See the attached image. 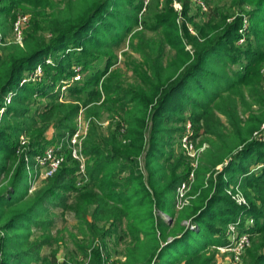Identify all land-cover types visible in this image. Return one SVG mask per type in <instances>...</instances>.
Here are the masks:
<instances>
[{
    "label": "trees",
    "instance_id": "trees-1",
    "mask_svg": "<svg viewBox=\"0 0 264 264\" xmlns=\"http://www.w3.org/2000/svg\"><path fill=\"white\" fill-rule=\"evenodd\" d=\"M25 1L0 0L1 32L15 10L27 9ZM170 1L160 9L152 2L149 22L132 33L142 0H38L50 12L32 4L34 16L19 44H2L0 37V264H104L108 237L123 245L118 264H213L212 247L226 243L224 229L241 212L254 219L253 226L241 229L251 239L241 264H264V170L248 174L252 164L264 163V0L207 7L199 23L188 16L193 3L184 0L182 16L194 34L186 23L179 34ZM245 19L247 42L238 46ZM145 32L157 35L159 43L151 38V45H134V39L144 41ZM128 36L139 56L125 64L130 77L109 52ZM54 53H60L55 66L47 65ZM105 54L102 68L93 67ZM241 59V70H234ZM73 63L88 76L62 95L54 86L72 79ZM38 65L45 82L21 84L23 74ZM80 111L108 115L113 122L105 134L89 127L81 144L87 159L82 172L87 181L81 185L79 165L67 152ZM187 120L205 135L208 148L185 205L176 211L177 192L190 171L173 155L165 156L171 147L164 136L180 137ZM50 129L70 166L63 164L29 194L24 158L42 149ZM23 135L30 138V149L26 145L18 156ZM226 160L215 184L206 178ZM224 178H241L248 209L226 196ZM56 208L72 213L76 224L52 235ZM66 235L73 247L67 258L59 249ZM45 247L48 255L42 253Z\"/></svg>",
    "mask_w": 264,
    "mask_h": 264
},
{
    "label": "rangeland",
    "instance_id": "rangeland-1",
    "mask_svg": "<svg viewBox=\"0 0 264 264\" xmlns=\"http://www.w3.org/2000/svg\"><path fill=\"white\" fill-rule=\"evenodd\" d=\"M153 1L155 0H151L147 5L144 4V0H142V9H140L139 13H138V23L137 25L133 28V32H139L142 30L143 27V22L147 21V23L149 22V18L152 16L153 11V4H151ZM157 1V2H156ZM155 2H153L157 8H162V6L164 5L166 0H163L162 2H159L158 0H156ZM178 2V4L181 7V10L176 9L173 6V0L170 1V7L173 9V11L176 13V24L178 26V31L179 34H182L181 32V26L182 23H186L188 26V30L194 34V30L192 28V25H190L189 22H186L184 16H182V9H183V1L184 0H176ZM191 1V0H190ZM205 1V0H204ZM52 2H57V1H52ZM206 2V1H205ZM207 6L206 7H214L216 5H223L228 3L227 0H207ZM24 3L28 4L29 6V10H28V6L26 5L25 7L27 9H22V8H18L17 10H15L12 21L9 22V24L7 25L6 28H3L2 32L0 31V37L3 38V42L2 44L5 43H15V44H19L24 36L25 31L28 29V27L30 26V22L32 21V17L34 16V9L32 4L39 6L40 8H44L47 12H50V9L48 8V5H39L38 4V0H26ZM207 12V10L205 11ZM202 12L198 7H195L194 5L190 6V11L188 13V16L190 17H194L195 19L193 20V22L199 23L200 21H202V14L205 13ZM20 17V18H19ZM22 17L26 18V21L24 20L21 25L19 26V29L16 30L15 26H14V22L19 18V19H23ZM246 21V19H245ZM250 30V22L246 21V24L243 23V27L242 29L239 30V34H240V38L238 39V41L236 42V44L238 46H242L247 42V37L249 34ZM20 31V32H19ZM4 34V35H3ZM152 33L149 32H145L144 33V41L141 43L140 42V37L137 39L133 40V44L134 45H139L142 44L144 42L147 41L148 45H151V38H154V43H159V39L157 35H154V37L152 36ZM252 38V37H251ZM131 36H128L126 41L124 43L121 44V47L117 48V49H110V57L112 58H116L117 59V67L121 69V71L124 73H126L127 77H130L131 75L130 72L128 73V71L126 70V66L125 64L128 63L129 60H139V56L137 55V53L131 51V45L132 43L130 42ZM189 45H187L186 49L189 50ZM76 50H80V49H76ZM67 52V51H66ZM60 55V53H54L51 56H48V58H46L45 63L47 65L50 66H55V58H58ZM107 55H102V60L103 62L100 63V65L98 63H93L92 66H97L99 68H102L101 66L104 64V61L106 60ZM245 63L244 59H241L239 62L237 63H233V69L234 70H241L243 64ZM242 65V66H241ZM264 67V62L261 65V69H260V74H261V70ZM116 68V67H114ZM114 68L110 69V70H114ZM71 70L74 73L73 77L71 80H62L60 81L61 84L59 83L58 85L55 84L54 89L56 91H60V94H64L66 95V90L69 88V86L71 84H75L76 82H81L83 81L87 76L89 71H84L83 67L79 64L73 63L71 66ZM24 77L22 78V80H25L26 82H31V83H44L45 82V74L43 73V68L41 67V65L36 66V68L32 71V72H25ZM78 76V80H75V77ZM262 77V74H261ZM262 81L264 83V78L262 77ZM101 85V84H100ZM61 100H65V97H63ZM46 101L45 100H41V104H44ZM8 104V103H6ZM4 109L0 110V118L1 115L3 114ZM189 109L187 110V113L189 114ZM217 114L220 115V113L216 112ZM108 115H104L102 118H97L94 117V114H85L83 111H80L78 116L76 117V119L73 121L74 122V127H75V131L77 132V140L75 143L72 142V145L75 147L73 149V152H71V148L68 147V154L71 156L72 160L76 161L79 165V170L76 174V180L77 182L81 185L83 183H85L87 181V179H85L82 175V170L84 171V166H86L87 163V159L85 156H83L82 154V150H81V144L83 143L84 138L86 137L87 133H88V129L89 127L94 124L96 125L98 128H100L101 132L103 134H105L108 131V128L111 127L112 125V121L110 119H108L107 117ZM221 118L222 121H224V118L220 115L219 116ZM116 119L114 118L113 121H115ZM1 125V122H0ZM171 126V125H169ZM174 126H172L173 128ZM75 132V133H76ZM202 133V132H201ZM169 135V136H168ZM205 136V135H204ZM200 135L199 133H196L194 131V126L192 124V122L190 120H187L185 123V127H184V132L182 133V135L179 137L177 135H173L171 136L170 134H165L164 136V141L166 142H170V147L171 150L169 149V147L166 148L165 151V156H170L173 155L174 157H176L177 159H179L183 164L187 165L189 170V175H188V179H187V184L181 189H179V191L177 192V198L175 201V209L176 211H180L183 206L185 205V201H184V197L185 195H187V192L190 190L191 186L195 183V174L196 172H198L201 168V166L204 164L205 159H204V153L208 148V143H206V139L205 137ZM25 141H26V145L31 142L30 138L23 135L21 136ZM20 137V138H21ZM20 138H19V142H20ZM264 142V138H262V140ZM18 142V143H19ZM42 149L35 152L32 156V158H34V160L36 159V157H44L47 154H51L52 156L58 158L61 163H60V167L65 164L66 166H70V162L67 161L66 162V155L64 153V147L61 143H59L58 141H56L54 139V131L53 129H50L49 131L46 132V134L44 135V141L42 142ZM27 145V148L30 149V147ZM18 148V145L17 147ZM17 150V149H16ZM74 154L77 155V158L74 157ZM172 161H175V159H171ZM230 160H226L224 162V165H218L216 166L214 169H211V171L206 175V178H210L214 184L216 183V177L219 173L222 172L223 166L227 165L228 162ZM37 162V159L36 161ZM59 167V168H60ZM139 167L142 170V172H144V168H143V162L142 160L139 163ZM45 168L41 167L39 168V173L36 176V179L33 182H29V189H28V193H32L35 189L40 187L41 184V180H42V176H43V172H44ZM260 170H264V163L263 162H258L256 164H252L249 168V173L248 174H252V173H256L257 171ZM57 172V171H56ZM127 174L123 173L121 176L125 177ZM31 176H34L33 173H31ZM226 182H228L227 187L225 188V194L226 196L229 197V199L234 202L237 206L239 207H243L245 209H248L250 207L249 202H248V198L246 197V191L243 190L241 188V178L236 179L235 181H229V179L224 178ZM50 216V215H49ZM48 217V216H47ZM52 220L54 221L53 224V231H52V235H54L55 231L59 230L62 231L63 228H72L75 224L76 221L73 217V214L65 211L62 212L59 208L53 209L52 210ZM162 219L164 220H169L168 217H166L165 215H161ZM50 218V217H48ZM184 224L186 225V227L189 228H193L192 224L190 222H184ZM254 224V219L252 216L245 214L243 212H241L240 214H238L235 219L228 223L226 228L224 229V239L226 241V243L224 245L221 246H216V247H212L211 251L215 252V257H214V262L213 264H241V258L242 255H240L238 257L237 260H235V250H234V245H235V238L237 236L236 233H244L241 231L242 230H246L247 227L253 226ZM234 228L236 230H234ZM237 228L239 231H237ZM54 232V233H53ZM241 232V233H240ZM40 235V233L38 231H34L33 234V238H38ZM106 243H107V249H106V253L105 255L109 258L112 259V261L114 262V264H118L119 262H121L123 260V258L120 256L121 252L123 250V245L121 243L119 244H115V240L114 237H108L106 239ZM251 245V239H249V245ZM60 251L62 252L63 257L65 256L66 258L68 257V255L70 256V252L72 251L73 247H72V243L70 242V239H68L67 235L65 238V242L64 245L60 246ZM43 255H48L50 252V248L45 247L43 250ZM108 254V255H107Z\"/></svg>",
    "mask_w": 264,
    "mask_h": 264
},
{
    "label": "built area",
    "instance_id": "built-area-1",
    "mask_svg": "<svg viewBox=\"0 0 264 264\" xmlns=\"http://www.w3.org/2000/svg\"><path fill=\"white\" fill-rule=\"evenodd\" d=\"M150 1L151 0H144V4L147 5ZM158 1L162 2L163 0H158ZM191 2L193 3V5L195 7H198L202 12H205L207 10L206 3H205L204 0H191ZM173 6L176 9L181 10V7H180V5L178 4V2L176 0H173ZM19 18L14 22L15 23L14 26H15L16 30L19 29V26L21 25V23L24 20L26 21L25 17H22L23 19H19ZM245 24H246V22H245ZM261 74H262V77L264 78V67L261 70ZM75 80H78V76L75 77ZM24 82H26V81L22 80L21 84H23ZM77 136L78 135H77V132H76L73 135V137L71 138V144H72V142L73 143L76 142ZM25 147H26V141L21 137L20 138V144H19V146H18V148L16 150V154L19 156V155H21L23 153H26L25 152V150H26ZM72 148L74 149L75 147L72 145ZM73 149L71 150V152H73ZM74 157L77 158V155L74 154ZM36 159H37V162H35ZM36 159L34 160V158H29V157H25L24 158V162H25V165H26L25 172L27 173V176L29 178V182H33L36 179V176L39 173L40 166L42 168L43 167L45 168V170L43 172L42 180H41V181H43V180H45L47 178L52 177L56 173V171L59 169L60 163H61V161L58 158L52 156L51 154H47L44 157H36ZM82 172H83V170H82ZM31 173H33L34 176H31ZM184 186H185V184L182 185L181 187L183 188ZM234 230H236V229L234 228ZM237 231H239L238 228H237ZM236 234H237V236L235 238L236 242H235V245H234L235 260H237L238 257L240 255H242L243 252L245 251V249L248 247L249 239H250V236L247 233H241V234L236 233ZM102 257H103V260H104V264H114L112 259H109L104 253H102Z\"/></svg>",
    "mask_w": 264,
    "mask_h": 264
},
{
    "label": "crops",
    "instance_id": "crops-1",
    "mask_svg": "<svg viewBox=\"0 0 264 264\" xmlns=\"http://www.w3.org/2000/svg\"><path fill=\"white\" fill-rule=\"evenodd\" d=\"M43 253V252H42Z\"/></svg>",
    "mask_w": 264,
    "mask_h": 264
}]
</instances>
